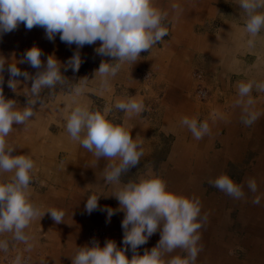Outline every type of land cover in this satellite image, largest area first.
<instances>
[{"label": "crops", "instance_id": "1", "mask_svg": "<svg viewBox=\"0 0 264 264\" xmlns=\"http://www.w3.org/2000/svg\"><path fill=\"white\" fill-rule=\"evenodd\" d=\"M223 1L153 0L154 6L166 12L173 21L174 38L170 41L163 38L150 52H141L140 60L134 65L123 64L104 88L100 86L99 76H94V73L102 59L108 62L111 58L101 57L95 52L99 41L79 49L82 63L78 71L73 72L71 68L65 71L61 67L62 74L69 76L70 88L67 91L57 89L46 101L37 104L36 115L25 125H13V131L6 139L14 146L15 155H28L34 161L30 184L32 202L41 213L57 209L63 210L65 216L63 222L56 223L46 212L41 219L32 221L26 229L32 237L31 251H26L24 243L13 241L10 233L0 235V239L9 241L8 252L0 251V264H11L18 254L26 264H72L71 257L77 247L89 245L88 236L92 234L97 236L101 246L106 240H113L117 247H124L122 211H117L108 221L104 211L87 214L84 210L86 199L91 194L102 195L98 200L101 208L115 210L119 206L112 196L118 191V186L105 184L102 178L108 161L101 159L96 165L92 153L73 141L66 130V117L74 107L71 89L85 77L88 78L87 85L83 95L77 98L78 102L92 110L102 111L104 107L111 106L108 118L114 123H122L126 118L124 112L114 107L117 101L129 97L143 101L144 111L134 115L129 125L132 127L131 136L141 142L144 155L135 168L122 175L121 183L159 177L166 183L168 191L199 200L200 215L206 217V221L202 220L203 226L199 230L201 239L198 246H202V251L198 253L195 264H264V91H258L255 85L253 87L251 96L255 103L251 110L260 115L251 126L241 121L238 124V117L244 113L243 106H239L242 111L236 109L235 114L230 112L224 116L218 99L199 101L197 91L196 96L194 91H190L191 87L196 86V89L199 85L210 89L216 96L219 94L217 85L222 74L216 70L219 66L217 59L220 60L217 57L226 51L229 61L224 68L225 73L243 65L235 56L237 51H241L245 55L251 54L249 57L254 55V60L258 61L256 64L260 65V70L250 72L254 77L251 81L264 82V30L256 38L254 46L250 47L247 43L249 36L244 31L245 16L237 0H225L229 4L227 8H230L227 15L220 14V9L212 5L219 2L223 7ZM219 18L223 22L212 33L193 32L196 24H209L208 21ZM33 46L42 50L41 61L45 64L47 57L53 56L63 65L77 50L74 44L69 46L61 42L59 35L54 41H49L43 28L28 30L20 24L17 30L0 36V57L14 64ZM206 54L212 55V59H206ZM191 65L200 71L199 79L191 76ZM16 66L30 76L37 71L27 62L17 63ZM244 67L248 82L250 73L245 64ZM7 68L6 63L2 73L3 93L11 95L23 107L32 81L15 78L20 83L13 92L7 84L10 78ZM214 76H217L215 80ZM231 88L233 92L228 95V103L235 108L238 85L234 84ZM184 117L207 122L209 133L200 140L195 139L182 125ZM216 140L224 148L219 152L214 147ZM248 142L253 147L258 146L260 155L249 163L252 171L245 170L238 183L243 186L245 197L233 199L219 189L210 191L208 187L206 190L208 184L212 186L209 181L220 176L227 164L242 161L241 150L248 146ZM13 175L11 172L0 173V182H10ZM250 178L257 183L255 193L247 187ZM254 196L261 197L259 205L252 203ZM225 208L228 209L222 212L221 209ZM238 208L240 211L235 214ZM159 239L160 232L157 231L137 249V253L143 255L145 250H151ZM236 248L244 251L243 261L227 255V251ZM125 255L131 259L132 250L127 248ZM177 255L183 257L187 253L177 249L165 259Z\"/></svg>", "mask_w": 264, "mask_h": 264}, {"label": "clouds", "instance_id": "2", "mask_svg": "<svg viewBox=\"0 0 264 264\" xmlns=\"http://www.w3.org/2000/svg\"><path fill=\"white\" fill-rule=\"evenodd\" d=\"M238 7L245 16L244 31L248 34V45L254 46L256 38L264 30V0H237ZM173 7H177L174 5ZM167 13L154 6L153 0H0V36L18 29L20 24L28 30L33 27L44 29L49 41L59 35L61 42L76 46V51L68 61L61 65L53 56H48L46 64L41 61L42 50L36 46L27 49L23 58L16 63H9L0 57V173H14L10 182H0V235L11 234L15 242L24 243L26 251L32 250V237L26 232L36 218L41 219L47 212L56 223L63 222V210L49 209L43 213L32 202L30 184L34 170V161L28 155H15L7 137L13 131V125H25L36 115V105L43 103L41 95L44 89H55L67 83V77L61 72L71 68L79 70L82 63L79 49L85 45H93L99 41L95 52L101 57H110L100 62L94 76H99L100 86L106 87L110 78L120 71L123 64L134 65L141 52H150L156 44L168 35L164 25ZM27 62L36 69L30 76L22 71L17 63ZM8 64V87L16 91L23 77L31 79L25 106L20 107L17 101L6 99L3 93L5 64ZM88 78H81L71 89L74 107L66 117V130L73 141L92 153L96 165L103 159L108 161L104 166L103 180L105 184L118 186L112 194L118 201V208H101L98 200L102 195L91 194L86 199L84 210L87 214L100 210L107 213V220L117 211H122L123 229L122 244L117 247L113 240H106L101 246L93 239L89 245L77 247L71 257L72 264H195L202 228L201 205L198 199L178 196L167 190L166 183L159 177L141 179L139 182L121 183L122 175L135 168L144 155L140 141L131 136L132 127L129 120L141 114L145 105L142 100L129 97L117 101L114 107L125 113L122 123H114L108 117L111 106L103 110H92L86 104L78 102L85 91ZM264 91V82H240L236 104L243 106L245 115L242 122L251 126L260 113L251 110L255 101L251 96L253 87ZM28 97H31L30 99ZM186 126L197 140L209 133L207 122L196 118H182ZM233 199L245 197L243 186L236 184L227 174H221L209 181ZM247 187L257 192L255 179H248ZM261 197L254 196L252 203L260 204ZM160 232V239L151 250L143 255L137 249L146 244L148 239ZM127 248L132 250V258L125 255ZM181 249L186 256H174L165 259L168 254ZM9 241L0 239V251L7 253ZM11 264H26L20 254Z\"/></svg>", "mask_w": 264, "mask_h": 264}, {"label": "rangeland", "instance_id": "3", "mask_svg": "<svg viewBox=\"0 0 264 264\" xmlns=\"http://www.w3.org/2000/svg\"><path fill=\"white\" fill-rule=\"evenodd\" d=\"M217 3L218 4H215L213 2L212 5L213 6H217L220 9V14H222V15L229 14L230 8H227V6L229 5L227 1H225V0L223 1V7H221L219 2H217ZM208 22H209V24H203V25H201V24L197 25L196 24L195 29L193 30V32L194 33H198V34L212 33L216 29L220 28V26H221L220 23H222L223 21L221 20V18H219L217 20H212V21H208ZM163 23L168 29V35L165 36L164 38L166 40L170 41L172 38H174V34H173V30H172L173 21L169 17H166V19H165V21ZM235 54L234 55L238 58V60L241 61L240 63L243 62V65L241 66V64L238 62L240 64V66L239 67L236 66V68H233L234 70H230V72H228V73L227 72L225 73L226 70L224 71V68L226 67V65H228L227 63L229 61L228 58H227L228 52L226 51L225 53H220L219 57H217V58H220V60L217 59V62L219 63V66L217 65L218 68H216V70H217L218 73L222 74L220 80L218 81L219 83L217 85L218 86L217 87L218 88L217 94L219 93L218 94L219 98H218V95L216 96L210 89H207L205 86H203V87H204L205 90H207V97L205 99H203V100L200 99V97L196 96L195 91H197V89H198V88L195 89L196 86H193L190 89V91H192V92L194 91L193 93H194V95L197 97V99L199 101H209V102H211L214 99L215 100L218 99V102L222 105L221 113L224 116L225 115L228 116L230 112H231V114H235L236 109H238V111H242V110H240L242 108L239 107L236 103H235L236 107L235 108H231L232 104L228 103V98H229L228 95L233 92L231 87L234 84L238 85L240 82H245L246 83V77L244 75V69H245L244 64L247 66L249 73L250 72L255 73L256 71L260 70V69H258V67L260 65L256 64L258 61L254 60V58H255L254 55L252 57H249L251 54L250 55L249 54L245 55L241 51H237V53H235ZM196 58H199V55H196ZM205 58L206 59L207 58L212 59V55L206 54ZM189 71H190V74H191V76L193 78L199 79L200 71L196 70L195 66L193 67L191 65ZM215 75H217V74L215 73ZM251 75L252 74L250 73V76L247 79L248 81H251L254 78V77L252 78ZM66 77H67L66 78L67 79V83H65L63 85H59L58 84L55 87V89H45L43 94H42V96H41L42 101H46V98L48 96H50L57 89H60L61 91H67L70 88L71 85L68 82L69 81V76L66 75ZM216 77L214 78V80L216 79ZM206 85L209 86V85H212V83H207ZM197 87H199V85ZM3 91H4V88H3ZM4 96H5L6 99H13V97H11V95H9V94H5L4 93ZM254 96H256V98H258L257 95H254ZM259 96H261V95H259ZM259 99H261V98H259ZM231 116L232 115H230L229 117H231ZM243 116H244V113L241 116L238 117V124H241L239 122L240 121L242 122V117ZM224 125H225V123H224ZM214 147H215V149H217V152H219V151L224 149L223 145L218 140L215 141ZM241 154H242V156H244V157H242V161L241 162L229 163L224 168V171H222V173H224V174L225 173L226 174L227 173L230 174V178L232 180H235L237 184L242 180L241 176H243V174L245 173V170L251 171L250 170L251 168L249 167V163L252 160H254L257 155L258 156L260 155L258 146L257 147H253V145H251L250 142H248V146L247 147H245V148L243 147L242 148ZM205 161H206V159H205ZM208 187H209L210 191H217L218 190V188H216L214 186H211L209 184L206 186V190L208 189ZM227 209L228 208L221 209V211L224 212V210L226 211ZM239 211H240L239 208L236 209L235 214L237 212L239 213ZM226 219H228V218L226 217ZM98 241H99V239H98ZM88 244L90 246L89 240H88ZM227 255L230 256V257H233V259H238V260H242V261H243V257L245 256L244 251H241L240 248H236L233 251L232 250L227 251Z\"/></svg>", "mask_w": 264, "mask_h": 264}, {"label": "built area", "instance_id": "4", "mask_svg": "<svg viewBox=\"0 0 264 264\" xmlns=\"http://www.w3.org/2000/svg\"><path fill=\"white\" fill-rule=\"evenodd\" d=\"M197 93H198V96H199L200 98H205V97L207 96V91H206L203 87H201V86L198 87V89H197ZM93 239L98 240V239H97V236L94 235V234L88 236L89 243H90V241L93 240Z\"/></svg>", "mask_w": 264, "mask_h": 264}, {"label": "bare ground", "instance_id": "5", "mask_svg": "<svg viewBox=\"0 0 264 264\" xmlns=\"http://www.w3.org/2000/svg\"><path fill=\"white\" fill-rule=\"evenodd\" d=\"M252 171V170H251Z\"/></svg>", "mask_w": 264, "mask_h": 264}]
</instances>
